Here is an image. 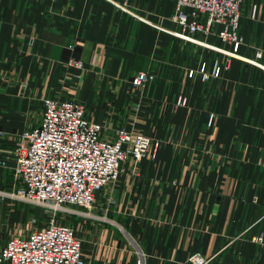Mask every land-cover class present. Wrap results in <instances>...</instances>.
Segmentation results:
<instances>
[{"label":"crops","instance_id":"1","mask_svg":"<svg viewBox=\"0 0 264 264\" xmlns=\"http://www.w3.org/2000/svg\"><path fill=\"white\" fill-rule=\"evenodd\" d=\"M121 2L0 0V219L19 206L1 193L18 185L13 153L42 98H72L108 136L124 127L160 141L154 158L125 161L90 214L60 219L81 238L86 264H190L195 253L206 264H264L255 241L264 233V52L255 56L264 0L244 1V44L207 82L188 69L225 61L227 45L178 35L174 0ZM141 72L152 77L134 83Z\"/></svg>","mask_w":264,"mask_h":264},{"label":"built area","instance_id":"2","mask_svg":"<svg viewBox=\"0 0 264 264\" xmlns=\"http://www.w3.org/2000/svg\"><path fill=\"white\" fill-rule=\"evenodd\" d=\"M244 1L174 0L168 19L178 35L201 37L198 41L210 49H217L207 40L210 36L227 45L225 61L218 56L201 58L196 67L188 69L189 77L207 82L228 68L229 58L244 44ZM127 2L122 0L119 7L127 8ZM255 10L251 6V16ZM263 52L264 48L257 49L255 56L260 58ZM68 64L81 68L83 63L71 58ZM151 77L141 72L133 81L139 84ZM185 104L186 97L178 96L176 105ZM213 119L210 113L209 125ZM159 147L158 139L124 127L108 136L101 123L87 117L83 103L77 99L43 97L40 117L22 132L13 153L12 171L18 185L1 194L14 203L41 205L47 220L23 234L4 237L0 232V264H86L81 238L72 225L60 219L82 210L90 214L97 193L115 184L127 159L138 164L146 155L154 158ZM255 241L264 256V233L256 234ZM189 262L206 264L207 259L195 253Z\"/></svg>","mask_w":264,"mask_h":264},{"label":"rangeland","instance_id":"3","mask_svg":"<svg viewBox=\"0 0 264 264\" xmlns=\"http://www.w3.org/2000/svg\"><path fill=\"white\" fill-rule=\"evenodd\" d=\"M8 201L11 202L10 200ZM18 207L23 209L22 217L20 218V220H18L17 218H14L13 220V216H10V214H14L16 208ZM18 207L14 206L11 212L8 211L5 215L2 214L1 216L0 221L3 222L1 232L5 236L23 234L29 229L33 228L35 225H37L35 223H37L38 221H41V223H43L47 220V218L45 219V211L39 204L20 202ZM62 218L67 219L68 217L64 216Z\"/></svg>","mask_w":264,"mask_h":264}]
</instances>
